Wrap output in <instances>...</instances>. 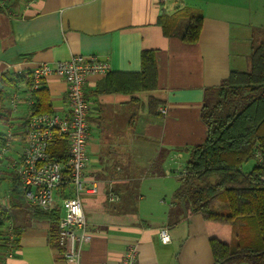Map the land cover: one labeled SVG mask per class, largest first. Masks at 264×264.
<instances>
[{
	"label": "crops",
	"instance_id": "obj_1",
	"mask_svg": "<svg viewBox=\"0 0 264 264\" xmlns=\"http://www.w3.org/2000/svg\"><path fill=\"white\" fill-rule=\"evenodd\" d=\"M185 8L202 16L196 44L182 39L186 18L169 36L158 24L160 16ZM260 14L264 0H170L164 6L157 0H20L0 14V88L13 106L6 110L0 104L6 121L2 131L10 137L8 156L23 145L29 96L24 86L13 90L4 75H30L41 64L74 55L97 56L109 72L136 73L142 51L155 53L154 90L97 92L105 75H91L84 84L90 106L84 178L96 192L80 195L90 242L81 247L79 264H117L129 247H135L139 264H213L202 217L173 195L190 149L206 137L200 118L204 91L219 87L231 71H241L233 65V45L238 46L242 29L264 32ZM42 83L54 112L64 114V81L52 76ZM150 98L159 101L155 108L148 107ZM17 113L24 115L10 130ZM12 143L19 150H12ZM110 195L118 201H110ZM19 215L17 225L11 221L21 231L19 246L0 264H68L49 244V224L31 219L29 205ZM162 227L170 235L168 244L160 241Z\"/></svg>",
	"mask_w": 264,
	"mask_h": 264
},
{
	"label": "trees",
	"instance_id": "obj_2",
	"mask_svg": "<svg viewBox=\"0 0 264 264\" xmlns=\"http://www.w3.org/2000/svg\"><path fill=\"white\" fill-rule=\"evenodd\" d=\"M19 1L0 0V14ZM183 18L188 20V26L182 39L187 44H196L202 28V16L197 11L185 8L171 16L162 15L158 24L163 34L169 36ZM249 67L248 71H231L219 87L204 91L200 118L206 126V137L190 149L182 183L173 195L175 202L202 217L213 264H264V41L252 48ZM11 76L4 78L9 79L13 90L21 86L28 90L32 86L29 74ZM157 87L155 53L145 50L140 56L139 72H108L96 91L133 94ZM6 97L0 88V104ZM29 98V116L54 113L49 90L43 83ZM158 104L152 98L147 103L154 108ZM9 148L8 134L0 129V187L6 182L8 195L0 197V263L18 248L21 234L20 228L11 225L9 212L11 207L18 206L15 200L23 196L17 179L8 169L9 152L2 153ZM48 155L65 162L66 140L54 135ZM253 159L256 160L253 168L242 171L243 165ZM160 163L161 157L152 169ZM66 194L71 196L70 191ZM31 219L49 224V244L60 251L59 211L31 209Z\"/></svg>",
	"mask_w": 264,
	"mask_h": 264
},
{
	"label": "built area",
	"instance_id": "obj_3",
	"mask_svg": "<svg viewBox=\"0 0 264 264\" xmlns=\"http://www.w3.org/2000/svg\"><path fill=\"white\" fill-rule=\"evenodd\" d=\"M168 1L157 0L160 6ZM108 72V63L93 55H74L54 65L41 64L35 68L30 74L33 83L27 90L28 96L45 79L54 76L66 84L68 109L62 115L54 112L28 116L23 145L15 157H9L8 161V169L17 179L30 209L59 211L58 245L63 260L68 264H79L80 249L90 242L80 195L96 192V187L84 178L90 136V106L85 97L84 84L89 76H104ZM160 112L165 113V110L161 109ZM54 135L66 140L65 162L51 159L48 155ZM8 152V149L2 150L4 154ZM258 160H261L260 157ZM68 191L71 196L66 194ZM109 200L118 201V197L110 195ZM158 234L161 243H170L166 227L160 228ZM117 264H139L135 247L127 248Z\"/></svg>",
	"mask_w": 264,
	"mask_h": 264
},
{
	"label": "rangeland",
	"instance_id": "obj_4",
	"mask_svg": "<svg viewBox=\"0 0 264 264\" xmlns=\"http://www.w3.org/2000/svg\"><path fill=\"white\" fill-rule=\"evenodd\" d=\"M261 16V14H260ZM264 22V16H261L260 18V23ZM259 32H255L252 28H247V29H242L239 32L238 35V40L236 41V45L235 43L233 45V53H232V61H233V65L235 66V63L239 65V67H243L244 65L249 63V55L251 54L252 48L250 47V45L252 46V42L256 41V44H260L261 42L264 41V32L260 34H258ZM254 45V44H253ZM256 46V45H254ZM237 52V53H235ZM239 69L241 71H248L249 70V64L248 67H245V69ZM6 110H13V106L12 104L8 101V100H4V102H2L1 104ZM24 114L22 113H18L14 116V118L12 119L13 123L10 126V130H15V126H16V122H18V117L23 116ZM10 122V121H9ZM11 123V122H10ZM6 121L4 119H2L0 121V129L3 130V128L6 126ZM9 140L10 137L8 136ZM13 148H16L19 150L18 146L16 145V143H12V150ZM16 154V153H15ZM15 154L13 153L12 155H10L9 157L13 158L15 157ZM9 157H7L9 159ZM256 160H250L247 163H245L243 165V171L244 172H248L250 171L253 166L255 165ZM7 185L6 182H4V185H1L0 187V197H7ZM17 203V207H11L9 209L11 218H12V222L17 225L18 221L20 220L21 216L19 215L20 212L23 211V209L28 205L27 201L25 200V198L22 197H18L17 200H15Z\"/></svg>",
	"mask_w": 264,
	"mask_h": 264
}]
</instances>
